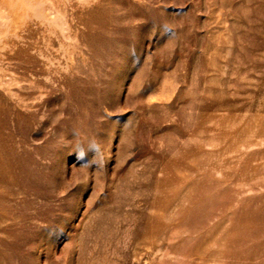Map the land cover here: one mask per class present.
Here are the masks:
<instances>
[{
  "label": "rangeland",
  "instance_id": "374dc122",
  "mask_svg": "<svg viewBox=\"0 0 264 264\" xmlns=\"http://www.w3.org/2000/svg\"><path fill=\"white\" fill-rule=\"evenodd\" d=\"M0 264H264V0H0Z\"/></svg>",
  "mask_w": 264,
  "mask_h": 264
}]
</instances>
